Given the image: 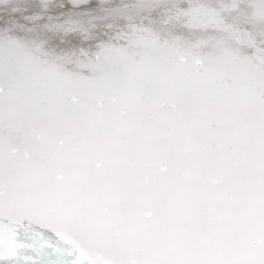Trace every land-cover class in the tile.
Segmentation results:
<instances>
[{
	"label": "snow or ice",
	"instance_id": "1",
	"mask_svg": "<svg viewBox=\"0 0 264 264\" xmlns=\"http://www.w3.org/2000/svg\"><path fill=\"white\" fill-rule=\"evenodd\" d=\"M0 264H264V0H0Z\"/></svg>",
	"mask_w": 264,
	"mask_h": 264
}]
</instances>
